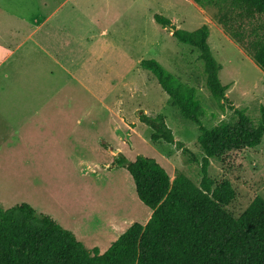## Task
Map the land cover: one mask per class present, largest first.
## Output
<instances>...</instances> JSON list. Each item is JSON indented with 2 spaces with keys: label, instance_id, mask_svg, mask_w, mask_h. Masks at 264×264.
I'll list each match as a JSON object with an SVG mask.
<instances>
[{
  "label": "rangeland",
  "instance_id": "obj_1",
  "mask_svg": "<svg viewBox=\"0 0 264 264\" xmlns=\"http://www.w3.org/2000/svg\"><path fill=\"white\" fill-rule=\"evenodd\" d=\"M42 2L0 0V30L16 28L24 39L33 30L21 20L25 16L39 22L34 38L41 45L45 30L49 31L53 47L48 43L47 49L66 70L50 64L48 102L83 106L77 112L80 122L72 123L82 132V141L70 143L61 136L46 147L38 142L31 159L24 156L27 153L16 158L0 152V206L27 203L72 231L87 248L103 253L116 234L134 222L146 224L152 215L138 198L127 169L112 164V151L120 147L115 155L122 153L129 160L138 155L156 159L172 182L184 175L200 185L202 178L205 154L197 141V124L170 105L167 93L141 61L155 59L196 88V99L203 107L201 121L209 128L235 120L228 102L244 109L254 122L260 121L264 72L223 32L215 20L216 9L192 0H65L49 22L39 16L44 14ZM155 15L188 31L208 25V42L221 66L219 77L228 86L223 107L206 85L199 51L179 42ZM61 20L62 30L57 25ZM45 72L49 74V67ZM142 113L164 114L182 147L152 141L151 128L139 119ZM208 170L217 182L230 184L235 198L228 209L239 216L255 201H264V137L259 146L233 153L224 162L211 159ZM103 232L110 234L104 237Z\"/></svg>",
  "mask_w": 264,
  "mask_h": 264
},
{
  "label": "trees",
  "instance_id": "obj_2",
  "mask_svg": "<svg viewBox=\"0 0 264 264\" xmlns=\"http://www.w3.org/2000/svg\"><path fill=\"white\" fill-rule=\"evenodd\" d=\"M192 1L203 8L214 7L223 32L264 72V0ZM155 20L171 28L179 42L199 51L206 85L223 107L228 86L219 77L221 66L208 42V25L188 31L176 28L167 17L155 15ZM141 66L156 77L170 105L198 126L197 141L205 154L200 185L184 175L172 182L154 158L138 155L129 160L117 153L112 164L127 169L138 198L152 210L146 224L134 222L101 253L98 248H87L72 231L27 203L7 209L0 206V264H264V201L257 200L234 216L228 209L235 198L233 189L227 181L213 179L208 170L211 159L224 162L233 153L261 144L264 105L257 123L244 109L228 102L235 120L209 128L201 121L203 107L196 99V88L155 59L142 60ZM139 119L151 128L152 141L182 147L164 114L142 113Z\"/></svg>",
  "mask_w": 264,
  "mask_h": 264
},
{
  "label": "crops",
  "instance_id": "obj_3",
  "mask_svg": "<svg viewBox=\"0 0 264 264\" xmlns=\"http://www.w3.org/2000/svg\"><path fill=\"white\" fill-rule=\"evenodd\" d=\"M64 1L52 5L50 0H43L44 14L40 12L42 9L38 7V3L35 9L40 12L39 16L43 17L44 21L49 22ZM20 18L33 27L24 39H21L23 35L18 33L16 28L0 30V152L11 153L16 158L27 153L24 156L31 159L36 155L37 151L34 149L38 142L46 147L49 143H57L52 140L61 136L68 138L70 143L82 141V132H78L72 123L74 120L80 122L77 112L81 111L83 106L48 102L50 64L55 62L65 70L66 68L47 49L48 43L53 47L49 31L45 30V44L41 45L34 38L36 30L40 27L36 18ZM63 23V20L59 21L58 28L62 27ZM52 29L55 30L56 27ZM26 41H29V44ZM36 47L37 50L34 49ZM35 53L37 56H34ZM48 67L49 74H46ZM117 151H121V148ZM111 153L115 158V151ZM107 230L105 227L103 231ZM102 234L105 237L110 233ZM121 234H116L113 242Z\"/></svg>",
  "mask_w": 264,
  "mask_h": 264
},
{
  "label": "water",
  "instance_id": "obj_4",
  "mask_svg": "<svg viewBox=\"0 0 264 264\" xmlns=\"http://www.w3.org/2000/svg\"><path fill=\"white\" fill-rule=\"evenodd\" d=\"M115 151H117V150H115Z\"/></svg>",
  "mask_w": 264,
  "mask_h": 264
}]
</instances>
